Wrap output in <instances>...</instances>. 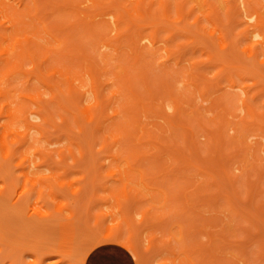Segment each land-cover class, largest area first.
Returning <instances> with one entry per match:
<instances>
[{"label":"bare ground","instance_id":"bare-ground-1","mask_svg":"<svg viewBox=\"0 0 264 264\" xmlns=\"http://www.w3.org/2000/svg\"><path fill=\"white\" fill-rule=\"evenodd\" d=\"M13 1L15 2V6H13L12 8H9V4L7 3L6 0H0V183L4 184L3 187H0V203L1 204H2L1 201L5 200L4 198L6 197V194H9L8 189L10 188V186L8 184H10L11 180H8L7 178L9 177L10 179H12V177L16 173L14 171L9 172L8 171V164H7L8 159L10 157H14L15 160H20L19 167L21 168L20 169L21 172L16 173V175L14 176L15 178L18 177V179H19V184L17 186L20 185L19 186L20 189L18 188L19 190L17 191V194L15 197H13V198L11 197L12 200L10 198V201L8 202L9 205H7V206L8 207L11 206L12 207L11 209H16L20 205L21 198H23L25 201H27V208L29 209L27 211L28 213L26 212V215H25V217L27 219H29V220L35 219L36 221H39V220L42 221V220H49V219L53 218L51 215L52 213L47 211V209H48L47 205H46V207H47L46 211L39 209V208L44 209V207H40V204H42L41 202H43V201L45 202L47 200L48 203L49 202L51 203L52 199H50L46 190L42 186H39L38 183L39 184H47L49 186H52L53 188H56V187L60 188V186L52 178V176H43V175L39 174V172L34 171V168H37L38 165L36 164L35 160L29 156H32V154H40V155L50 157L53 159V154L56 153V151L48 150V149L45 150V149H42L40 147H34V145L32 144L30 135H31V132L34 130H37L38 132H40L42 134L48 133L49 127H54L60 132H65V131L71 132L72 131L75 133V131L72 127V124H78V126L80 124L79 132L75 133V136H76L78 142L74 141V143L77 144V146H78V150H79V154H80L79 155L80 160L84 159V157L87 156V155H85V152L88 149L87 152L89 151L88 155L90 154V156H87L84 160H81V161L85 162V160L90 157L89 162L91 161L92 167H90V169L92 168V172H93V170L98 171L99 169L101 172V170L104 168V174L102 171L103 176H101V177H104L105 175L106 176L112 175L114 173V171L112 169L109 170L108 167L106 169L104 167L105 164L101 163V161L99 159V155L103 152H110V155L109 154L106 155L107 158L111 157V158H113V160L118 161L116 164L117 170L115 171L114 176H116L115 178H116V181L119 182V186H115L113 189H111L109 187H105V190L109 191L111 194H122V193H124V194H126V198H127V194L128 195L132 194V196H133V194H138L137 195V198H138L139 194H148V192H144L142 190L143 188H147L149 190V192H153V194H156L157 196L159 195L158 196L159 200L156 201V203L160 204V202L162 201L163 206H161V207H162V209L164 207L166 209V206H168V205H166L167 197L169 198L170 192L166 191L165 190L166 188L165 189H163V188H164V183L166 184V180L168 181V183L171 184V181L169 179L170 175H172V174L174 175L172 181H174V180L177 181V180H179V178H180V180L182 179L183 180L182 186L183 185L185 186V183H186L187 189H188L187 185H189V188H191L192 186L193 187L195 186L197 188V186H196L197 184L195 185V181H193L192 176L190 175L191 178H189L188 174H187V172L190 171L189 169H191V168H192L191 172L194 170L193 171L194 175L196 173V175H202L204 177L207 176L206 177L207 178L206 184L208 185V183L210 182L209 183V184H211L210 189H212L213 186L216 189V186H217L216 184L218 183V180L216 179V177H214V175L210 171H208V169L206 170V169L202 168L203 164L200 165L201 164L200 162H202V161H200L199 157L201 158L202 154L200 152L201 149L199 150L200 146H198V139H197L198 136L197 135H198L199 129L197 127L201 128L202 131L205 130V132H207L204 135L207 137V139L209 141L208 142V149H207L208 150L207 154H208L209 158H206V156H205V160H204V162L205 161L207 162V163H205L207 165V168L212 164L211 167L213 169L211 171L215 172L214 170L216 169V171H217V169H218L219 172H217L216 175L222 174V175H220V178H221V176L226 177V179H228V182H230V181L233 182V183L230 182L232 186H234L236 184L235 180H237L238 177L236 175H235V177H234V175H231L233 173L231 172L230 168L228 167L229 162H231L235 159L236 154H233V153H236V152L231 151L232 148L234 147V146H232L233 142H232V140H230V138L229 139H228V137L225 138V134H224L225 128H227L226 126H229L227 118H225V117L230 110L228 107L227 108L229 110L227 108H225L224 106H225V104L228 105L229 103L227 104L224 101L223 102L220 101L221 103H215L214 102V109L218 108V111L216 112V114L213 118H209L207 120L202 115V113L200 112L201 110L199 108H197V107L195 108L193 105H191V103H189L190 102L189 99L193 97L192 94L189 93V96L187 98L189 101L188 100L186 101V98H184V95H182V93L184 94V92L183 91L179 92L178 89L175 88L176 87L175 81L178 78L177 74L179 72L176 73V75H175L176 78H175V76L169 77L171 79V81H173L175 79L173 82L170 81L171 83H168L169 81H167L168 80L167 78L165 81H163V79L161 77V79H162V81H161V79H158L159 77H157V78L155 77V79H152V76L150 75V72L152 70L151 57H153V59L155 61V58H156L155 55L157 52L156 46L159 42L158 36H159L160 32H169V36L167 39H171V41H172L174 39L176 40V37H179V35L181 37L185 36L188 38L192 32L199 34V32L203 31L202 37H204V36L208 37V38L214 37L213 40L215 41V43L218 46L217 51L219 53V56H216V57L210 56L209 59L212 60V62L214 60H217L218 62L220 60H223V61L225 60L227 62L226 65H224L225 62L223 63L222 61H220L224 65V67H221L220 70L216 73L218 80L214 84L211 83L210 86L222 84L220 81V78H219L220 76H221V78L223 77L226 80L228 79L227 81H230L233 85H235L234 81H236V80H234L233 73L235 75L237 73V71L240 70L239 68H242V67L239 65H234V64L231 65L230 63H232L231 62L232 60L230 61L228 59L229 56L227 59H225L226 58L225 56H227L225 52H227L229 50L231 45H229L227 41L223 40L224 46L221 47V45H220L221 43L218 41V37H216L217 36L216 33L211 32L209 30V28L203 24L202 17L199 14L195 15V24H193L189 20V17L191 16V14H194L195 11L197 10L196 3L191 5L189 7V9H186V3H179V4L177 3L176 13L179 15V19L177 20L176 18L173 17V3L169 0H160V2H157V0H13ZM229 1L231 2V5L229 4L228 9L225 13V15H226L225 19L226 20L223 19L224 22L222 21V18H221L222 12H220L221 8L219 7V5H217V3L215 5L214 2L211 4L212 9L214 10V12H213L214 17L216 16L217 21L220 22L219 26H224V27L227 26L228 27V25H229L228 21H230L231 23L232 22L234 23L233 28H232L233 31L231 33L238 32L235 34L236 35H242V38L244 37L245 40L247 41V42L246 41L242 42V44L240 42L241 45L237 51L240 50V52H242L243 54H246V58H247L249 56L248 55L249 52L251 51L250 48H256L257 49L258 47L261 46V42H260L259 38H261V41H262V39L264 41V38H263L264 33L262 31V27L264 26V14L259 12V10L256 7H254V4H255L254 0H234V3L232 0H229ZM97 18H99V20H97ZM145 23L149 24V27L152 28V32H149V33L146 32L147 26H145ZM187 25H189V26L196 25V28L194 30H191ZM224 27H223V30H224ZM229 27H230V25H229ZM112 32H115L114 37L113 36L111 37ZM198 38H199V36H198ZM253 38H255V39L257 38L259 40V42L257 41L255 43H253V41H252ZM203 39H201V41H204ZM190 41H191V39H190ZM143 42L145 43V46L142 44ZM146 42H148V44H146ZM195 42L196 41H194V39H193V41L188 42V45L191 46ZM197 42H198V40H197ZM99 43H100V46H102V47L103 46L108 47V46H111L113 44H116L117 50H120L119 51L120 58L126 57L125 59L127 60V62H124L123 58L121 59L122 61H120L119 60L120 58H119L118 64L116 63V65H114V66L110 65L109 57L105 54L98 53V50L95 49L96 45H98ZM251 43H252V45L250 47ZM91 44H92V46L94 45V47H91ZM149 45H151L150 49H149ZM183 45L185 47L186 43ZM263 45L264 44H262V46ZM181 46H182V44H181ZM237 46H238V44H237ZM184 47H183V49H184ZM126 48L130 49V53L125 50ZM192 48H193V45H192ZM194 48H195V45H194ZM186 49H185V51L184 50H182V51L177 50L176 52H178V53H176L173 50L168 49V52L172 53V54H177V55H175V59L177 58L178 61H180L183 59L182 57H184L185 55L187 56L186 53H188V52H186ZM189 50L191 52V50L193 51L194 49H191V47H190ZM198 50L199 49H197V51ZM230 50L233 51V48H231ZM253 50L254 49H252V51ZM194 52L196 53V50ZM223 52H224V54H223L224 58L222 56H220L221 53H223ZM154 53H155V55H154ZM192 54H193V52H192ZM238 54H239V52H238ZM250 54H252V52ZM254 55H257V54L254 53ZM254 55H253V58H254ZM230 56H231V53H230ZM235 56H236V54H235ZM256 58H257V56H256ZM206 61L207 60H205V62H204V60H203V62L202 61H195L193 63V68L196 67L197 64L206 63ZM209 62H211V61L208 60V64H209ZM256 62L257 61H255V63ZM234 63H235V61H234ZM261 63H263V62H261ZM199 68H201V67H199ZM196 69H195V71H197ZM224 69H226V70H224ZM236 69H237V71H236ZM203 70H204V68H203ZM153 71H155V70H152V72ZM252 72H254V71H252ZM148 74H149V76H148ZM153 74L155 75L156 72H154ZM169 74L171 75L173 73L168 72V70H167L165 75L163 73L162 74L157 73V75H161V76L167 75L166 77H168ZM197 74H195L194 72L188 73L189 80L187 79V83L189 82L188 83L189 85H192L193 88L195 87L194 92L196 90H198L203 95L209 89L208 83L206 81H202V78H200L199 75L197 77ZM202 75H205V74H201V76ZM238 76H240L239 73H238ZM260 76L263 77V74H260ZM84 77H87L89 79V81H90L89 86L85 82ZM148 77H150L151 79H149ZM18 78H22V81L24 84L23 88L20 91L18 90V88L13 83V80L18 79ZM172 78H173V80H172ZM157 79L159 82L157 81ZM211 79H212V77H211ZM225 79H224V81H226ZM32 80H36V82L41 86L40 88H42L43 91H41L40 88L38 89L37 85L34 84L32 82ZM150 81L151 82L153 81L152 85H150L151 84ZM156 82H158V83L156 84ZM4 83H6L7 87L2 86V84H4ZM154 85H155V87H158V88L156 89L154 87ZM151 86L153 87V89L155 88V91L151 88ZM236 86H237V84H236ZM137 89L139 90V92H140V90H142L141 92H143V93H141V94L145 95L144 98H146L147 100L146 99L143 100V98H141V96L139 97L140 94L138 95L139 92H137ZM16 92H19L18 95L20 98V102L15 104L14 106H12V104L15 102L13 98H14ZM89 93L92 94V96H93L91 99H89L87 96ZM45 95H49V97L45 98ZM160 95H163V96H160ZM190 95H191V97H190ZM224 96L225 95H222V97H224ZM161 97H162V99H160ZM164 97L166 98V100L168 99L170 101V105H168V106H170V108H172V110L174 111V113L172 114V117L174 116V118H172L170 115H168L167 112H165L166 110H164V108H163L164 107L163 106L164 101H165ZM229 97L230 98L232 97L233 99H235L233 96H228V99H229ZM233 99H232V101H231V99H229L231 101V103H233ZM159 100L162 102L160 103ZM185 101L187 104H189V106L191 105L190 109L188 108V110H187V108L183 107V105H182L183 102H185ZM244 103L247 106L248 111L250 112V115L252 116L253 119L257 118L259 120L264 121V109L259 111L258 108L254 107L253 105L248 103L246 100H244ZM217 104H218V106H217ZM263 104H264V102H263ZM221 106H223V107H221ZM162 111H163L164 115L162 114ZM160 112H161V115L166 118L165 124H168V127H169L168 130L170 131V133H168V131H167V133L169 134L168 137L164 136V133L166 134V130H167L166 127H164V126L159 127L157 130H159L160 133H158V131H155V133H154V130H151V128H148L146 122L144 124L141 121L142 120L141 119L142 113L144 116L147 115V117L150 116L148 114H152V115L154 114L155 116L157 115V117L158 116L160 117V114H159ZM164 112L166 113V115ZM56 116H59L62 118L63 122L61 125H59L57 123ZM32 119L39 121V122H33ZM163 120H164V118H163ZM18 122H20L21 126L17 127ZM20 128H24L23 131H21V132L18 131V130H20ZM231 128H232V130L234 129L233 127H231ZM114 132L117 134H114ZM11 135L16 138L15 143H13L10 140ZM118 135L120 137H118ZM111 138H113V139H111ZM234 139H235V137H234ZM180 140L183 143V149L185 152L184 151L182 152L179 150V148L181 146ZM117 144H120V148L114 153L112 148L115 147V145H117ZM239 144H240V142H239ZM84 145L86 147V150H84V148L82 147ZM98 146H100L101 148L97 149ZM152 148L153 149L155 148L158 151L157 150L153 151ZM68 150H69L70 155L76 159L75 149L73 147H69ZM148 150L149 151L152 150L153 152L157 151V155L155 153L153 155V152L152 151L148 152ZM165 150H166L165 154L167 153L168 155H170V157L173 160L172 162H170V165H169V162L166 161L167 160L166 155L164 157L160 156V155L164 154L163 151H165ZM199 152H200L201 156L198 154ZM151 153H152V155H151ZM59 154L66 157L65 151H60ZM155 155H156V157H155V159H153ZM243 155H244V153H243ZM104 158H106V157H104ZM164 158H165V160H164ZM193 159H194V161H193ZM196 159H199L198 160L199 162H197ZM201 160H203V159H201ZM98 161H100V162H98ZM156 161L160 162V165H161L160 166L161 167L160 173H162V174H160L159 170H158L159 174L155 175L156 171H153V169H152V167H153L152 165L153 164L155 165L154 162H156ZM53 162H56V161L53 159ZM145 162H147V166H149V167L146 166ZM123 163L124 164L126 163L127 168H128L127 170H124V171L121 170L120 166L122 167ZM171 163H172V165H171ZM157 164H159V163H157ZM13 166L17 167V165L15 163H13ZM86 166H87V164H86ZM156 166H154V167H156ZM88 167H86L87 170H88ZM177 167H178V169H177ZM211 167H209V169H211ZM145 168H147L148 172L145 170ZM174 168H176V170H178V172L175 171ZM105 169L107 171H105ZM173 170L176 173H178V176L173 173L174 172ZM149 171L151 173V176L153 175V177H151L149 175ZM182 171H184L183 174H185V173L187 174V176H185L186 174L184 175L185 179L183 178V174H181L182 177H181V175H179V172L182 173ZM163 172H165V173H163ZM168 172H169V174H168ZM116 173H118V174H116ZM170 173H172V174H170ZM132 175H134V176L138 175L139 176L138 181L140 183L137 184L136 186H135L134 182H132L130 180L131 178L133 179V177L130 178V176H132ZM95 176H96V174H95ZM172 176H170V177H172ZM175 176H176V178H175ZM4 177H6V178L4 179ZM90 177H91V174H90ZM98 177H100V173H99ZM98 177H95V178L93 177L92 181L90 182V183H92L91 186L93 187V195H95V196H97L96 194H99L96 191V186H97L96 183L98 182V180H97ZM147 177H148V180H147ZM160 177L162 179H163V177L164 178L166 177L168 179H163V181H162V179H160ZM187 177H188V179H187ZM208 177H209V179H208ZM233 177H234V179H233ZM247 178H248V176H247ZM156 179L158 182H155ZM159 179H160V181H159ZM210 179H212V181H210ZM259 179H260V177H259ZM145 180L148 181V183L150 180L151 185H152V182H155V184H153V185H156V186L151 187V185H150V187H149V184H147V182H145ZM164 180H165V182H164ZM216 180H217V182H216ZM222 180H223V178H222ZM175 181L173 182V184L176 183ZM159 182L163 188L158 185ZM178 182L180 183V181H178ZM88 183H89V180H88ZM179 183H178V185H179ZM140 184H142L143 188H140V186H138ZM202 184H205V183L203 182ZM246 184L250 185V183H245V185ZM258 184H260V183H258ZM218 185H219V183H218ZM248 185H246V187ZM252 185L254 186V184L251 183V186ZM65 186L68 187L67 185H65ZM168 186L169 185L167 184L166 187H168ZM182 186L180 183V188H178V189L183 190L182 193L181 194L178 193V196H177V194L175 192L176 197H174L171 194L172 197H174V200L172 198L171 199L169 198L168 204L171 202L169 204V206L170 207L173 206V208H174V206L176 208L180 207L179 210H182L181 209L182 205L185 208L188 206V209L187 208L186 209L190 210V212L192 210V208H189L190 204H193L192 206H194V207H196V205H198L197 201H196V198H198V197H194V195L205 194V193L200 194V192H199V191H202L203 188L206 191V195L208 196L209 200L211 198L215 197L216 193L217 194L219 193L220 188L222 189V187H220V185H219L217 188L218 190L216 189V190H213L214 192H211V191L208 192V190L205 189V186L200 185L199 189L194 188L192 191L190 190L191 192L189 191L190 194H188L186 192L187 189H185V187H182ZM208 186H206V188ZM253 186H252V188L249 187L248 193H247V191H248V188H247V191H246L247 197L246 196L245 197L248 199L250 206H254L255 208H258L260 206V203H261L260 200L258 201L259 205H258V202H257V205L251 204V202L255 203V198H256L255 196L252 195L254 193V191H256L253 189ZM174 187H175V185L171 189V191H173V194H174ZM23 188H25V189L23 190ZM170 188H171V186H170ZM233 188H235V187H233ZM176 189H177V187H176ZM221 189H220V193H222V195L219 194L220 195L219 200H221V197L223 195L227 196V195H225V191L223 193V191ZM252 189H253V192H251ZM68 190L70 191V189H68ZM194 190H195V192H194ZM80 191H81V189H80ZM80 191H78V193ZM234 191H235V189H234ZM240 192H241V190H240ZM210 193H212V195L214 193L213 196L210 195L211 198L208 195ZM72 194H74V192H72ZM206 195H205V198H206ZM257 195H258V193H257ZM95 196H92V197L94 198ZM157 196L153 195L154 198ZM74 197H76V195H74ZM101 197H103V196H101ZM153 197L151 199L150 197L147 196L148 200H146V201H150L151 207H154L155 211H154V209H151L150 207H148V209L146 208L147 210L143 215H146L145 220H147L149 222L148 223L146 221L147 224L151 223L150 226L153 225V227H154V225H156L157 223L160 225V223H163V222L167 223V221H164L166 219L165 214L162 212H159V210L160 211L162 210V209H159L161 207H157L153 204V201H154ZM187 197H189V200H186ZM193 197L195 199L194 202L196 203V205H194V202H192ZM203 197H204V195H203ZM252 197H253L254 201H253ZM44 198H45V200H44ZM70 198L72 199L73 197L70 196ZM135 198H136V196H135ZM160 198H161V200H160ZM178 198L183 199L182 204L181 203L180 204L178 203L179 205L175 204L177 202ZM217 198H218V196H217ZM227 198L229 199L230 197L228 196ZM246 198H245V200L247 201ZM138 199L140 200L141 198L139 197ZM223 199L224 200H222V201H224V202L227 201V203H229V204L233 203V201H234L232 198H230L229 200L226 198H223ZM73 200H74V198H73ZM88 200H89V198H88ZM119 200H120V197L118 199V205L116 204L117 208H120L119 207V205H120ZM130 200H131V198L129 199V201ZM172 200H173V203L175 202L174 205L172 204ZM230 200H231V202H230ZM39 201H41V202H39ZM135 201H136V199H135ZM140 201H136V202H140ZM189 201H191L192 203ZM210 201H207V198H206V203L210 204ZM212 201H215V199H212ZM238 201L240 202L239 196H238ZM246 201H245V203H246ZM38 202L40 203V204H38L39 206L38 205H37V207L34 206ZM105 202H106V199H105ZM184 202L186 204L188 202L189 203L186 205V204H184ZM224 202H223V204H224ZM242 202L244 203V201H242ZM122 203H123V201H122ZM204 203L202 205H204ZM227 203H226L227 206L225 205V207L227 208L229 206V209L231 210V207L232 206L234 207L235 203H233L231 205H228ZM5 204H7V203H5ZM55 204L57 205L58 203H55ZM55 204L53 203V205H55ZM125 204H126V200H125ZM131 204H132V206H134L133 203H131ZM134 204H135V207H137V204L135 202H134ZM141 204L143 207L142 202H141ZM141 204H140V208H141ZM211 204H213V202H211ZM128 205L130 206V204L127 203V207H128ZM177 205H178V207H177ZM202 205H200V206H202ZM108 206H110V205H108ZM58 207H59V209L56 208L57 209L56 211H58V210H59L58 212H60V210L63 211L64 208H61V205L60 206L58 205ZM112 207H113V209L116 208L115 205L114 206L111 205L110 208L112 209ZM122 207H121L123 210L122 213H124L125 216H127L128 215V212H127L128 210L126 209L127 207H125V208H124V206H122ZM146 207H147V205H146ZM263 207H264V204H263ZM263 207H262V209H263ZM93 208H96V206ZM110 208H108V209L110 210ZM156 208L159 210L156 211L157 210ZM88 209H89V207H88ZM108 209L106 208V210H107L106 212H108ZM129 209H131V208H129ZM144 209H145V206H144ZM165 209H163V210H165ZM186 209L184 210V212L180 211L179 214L175 213V215L174 214L170 215L169 212L166 213L167 214L166 217H168V215H170V217H172V216L175 217L177 215L180 216L181 220L180 219L178 220L177 225L174 224V226L178 227V229H176V227L172 226V228L174 230H176L177 233H176V231H174L172 233L171 231H173V229L169 230V233L172 235L175 234V236L177 234V237H179L178 242H180L179 247L181 246L180 244L183 245V242L185 243V241H187L186 245H188V246L182 247L183 250H180L181 248L180 249L177 248V251L180 250V252L181 251L182 252L181 253L179 252L180 253V255H178L179 257L175 256L172 260H174V261L177 260L178 262H180V264H195L194 263L195 259L192 258L194 256H190L191 246H192V252L194 250H197L199 252V254L197 253L198 257L200 255L199 258H201V254H204V252L202 253V251H203V248L205 247V249L207 250V252L209 254V256H207L206 260L208 262H210L209 264H211V262L213 263L214 255H215V254H212L211 251H213V253L217 252V250H216L217 245L222 249V246H223L222 244L227 239L226 237H224V241H222V238H220V237L221 236L223 237V235L225 236L226 233H227V236L230 235V237H233L234 232H232V236H231V234L226 232V230L224 229V227H225V224H224L222 229H224V231L226 233L223 234V231L219 232L218 233L219 237H218V234L217 235L214 234L215 237H217L218 239L215 240L216 238H214V237H213L214 238L213 240H212V238H210L211 241L209 239L210 243L212 241H215V242H212V246L209 243L208 246L204 245V247H203V245H201V241H199V243L197 244L199 246H197L196 245L197 241H196L195 242V249H194V240H192V242H190L191 239H189V237L187 238L188 235L192 236V233L189 234L188 231L185 230V226L183 224L184 222L182 224H180L182 221V217H183L182 215H186V213H187ZM252 209H253V207H252ZM54 210H55V208H54ZM89 210L90 211H88V214L91 217L94 212L93 213L91 212L93 210V209L91 210V208ZM115 210H118V209H115ZM167 210L169 211L168 208H167ZM193 210H196V209H193ZM235 210H236V213L238 212V214H241L239 212L243 211L245 216L246 215L248 216V214H249V217L252 216L254 218V214L251 213V215H250V212L246 211V208L244 210L239 209V211H238V209L235 207H234V210L232 209L230 212L232 217L235 216L234 215ZM256 210L258 212L260 211L258 213V215L261 213L263 215V211L260 210V208H258ZM103 211L101 209L100 212L98 211L97 213H95L97 216L96 215L93 216L94 220H95V217H96V219H98V220H96L97 222L95 224L96 226H98V228H99V220L104 219V223H103L102 227L100 226L101 231H99L98 233H96L94 235V237L90 240L91 241L90 244L87 246V248L82 253V256L80 257V264H83L84 259L90 250H92L94 247H96L98 245H101V244H104L107 242H115V243L121 245L122 247L127 249L133 255L135 260L139 263L140 262V256L136 250V243L134 241V238H135L134 236H135L136 231L139 229V226L137 225L135 227L136 224L133 223L134 224L133 225L132 222L129 223V221H131L130 216L132 215V213H131V215H129L128 218L125 217V219H123V221L121 220L122 222L126 223V228L123 227L124 223L122 224L121 221H120L121 225L118 222L119 225L117 226V223H116L117 228H111L112 226L109 227L106 224V222L108 220V217H109V219L111 218L110 215L112 216V214H111L112 212L109 211L108 213H106ZM137 211H138V209H137ZM89 212H91V213H89ZM175 212H178V210L176 209ZM243 212H242L241 216L237 214L238 218L236 216V219H235V217H234V219L237 220V219H239V217H241L242 220L244 221L243 223H245L246 219H247L248 222H250L251 224L253 223V227L255 226L254 228H257L256 230L258 231L257 232L249 224L250 230H248V228H247V230L246 229L242 230V235L244 234V238H245V235H247V238L245 240H248V236H251V232L253 231V229L256 232L255 233L256 236H257V233L260 235V232H259L260 229L258 227V224H254V222H257V220L255 221L257 214L255 213L254 221H252V219H248L247 216H246L247 218L245 217V219H243L244 218ZM2 214H3V211L0 212V219H1L0 222H2V218H1ZM195 214H196V212H195ZM195 214H194V216H195ZM199 214L201 215V213H199ZM53 215H55V214H53ZM56 215H57V212H56ZM138 215H140V214H138ZM132 216H131V218H132ZM178 216H177V218H178ZM6 217H8V216H6ZM18 217H20V214ZM112 217L114 218V215ZM190 217H191V215H190ZM201 217H202V215H201ZM201 217H200V219H201ZM258 217L261 220V218H260L261 216H258ZM258 217H257V219H258ZM263 218L264 217H262V219ZM116 219L118 220V218H116ZM212 219L208 218V219H205V221L203 220V222L204 223L206 222V224H204V223L201 224V227L198 229L199 233H198V231H196L192 228H190L189 232H191V230H194L193 231L194 234L196 233V234H198V236H199V234H204L205 232L203 233V230L201 231L202 225L210 224V227H211L212 226L211 225ZM216 219H215V222H213L212 227L216 226V222L218 221V220L216 221ZM26 220H25V222H26ZM153 220L156 221L155 224L152 223V222H154ZM209 220L211 223H209ZM90 221H92V220H90ZM114 221H116V220H113V222ZM172 221H173V219H172ZM207 221H208V223H207ZM111 222H112V220H111ZM142 222H143V220H142ZM137 223H138V221H137ZM240 223H239V225H241ZM167 224H170V222ZM220 224H221V222H220ZM159 225H158V227H159ZM190 225H191V223H190ZM71 226H72V224H71ZM145 226H147V225L145 224ZM183 226H184V228H183ZM217 227H218V223H217ZM228 227H226V228H228ZM20 228H19V230H21ZM24 228H25V226H24ZM194 228H195V226H194ZM196 228H198V227H196ZM0 229H1V227H0ZM3 229H4V227H3ZM230 229H231V227H230ZM17 230H18V228H17ZM231 230H233V227ZM10 231H12V230L10 229ZM25 231L27 232V228ZM138 231L136 233V236L140 235L139 234L140 231H139V233H138ZM157 231L160 232L159 229ZM228 231L230 232L229 229H228ZM244 231H245V233H244ZM2 232H3V230H2ZM166 232H167V229H166ZM74 233H75V231H74ZM74 233H73V229L71 228L70 234L68 236H65L62 238V240L59 244L58 250H57L58 254H60L62 257H68V256L70 257V255H72L73 245H74V243H73ZM142 233H144V230H142ZM249 233H250V235H249ZM161 234H163L162 231H161ZM178 234H179V236H178ZM206 234L207 233H205V235ZM220 234H221V236H220ZM154 236H151L149 241L151 240V242H153L154 240H156L157 236L156 237H154ZM175 236L172 237L173 242L175 240H177V239L174 240ZM3 237L4 236H2V234L0 233L1 243H2ZM184 237H185V240H184ZM141 238L142 237L139 236V240ZM159 238H160V241H164V240H162L163 235L160 236ZM219 238L221 239L220 241L222 242V244L220 243ZM137 239H138V237H137ZM188 240L190 243H188ZM157 241H158V239H157ZM173 242L168 241V239H167V242L165 240V242L162 244L167 245V243H168V245H169L170 243H173ZM217 242H219V244H216ZM231 243H233V242H231ZM162 244L159 242L158 246L161 247V246H163ZM175 244H177V241L175 242ZM213 244H214V246H213ZM261 244H262V242H261ZM2 245H3V243H2ZM210 246L213 247V250H211ZM227 246H228V244H227ZM235 246L230 245V246H228V248H233V247L237 248L238 245H235ZM9 247H10V249H12V251L6 249L7 252L18 253L19 255H20V252H22L21 248L17 250L18 247L17 248H15V246L14 247L9 246ZM153 247L154 246H152V248ZM241 247H242V245H241ZM263 247L264 246H262V248ZM2 248H3V246H2ZM2 248H0V255L2 252H4ZM6 248H7V246H6ZM223 248H224L223 250H226L225 246ZM238 248H239V246H238ZM172 249H173V251L176 250V248H172ZM23 250H24V248H23ZM187 250H188V252H186ZM214 250H215V252H214ZM173 251H170L169 255H171L173 253ZM207 252L204 255H207ZM182 254L184 257H182V259H179L180 256H182ZM192 254L193 253H191V255ZM195 254H196V251H195ZM173 255H175V253H173ZM211 255H212V257H211ZM6 256L7 255H4V257H2V258H6ZM48 256H50V255H48ZM47 257L42 258L40 260H37L34 263H32L30 261H28V262L26 261L27 262L26 264H45V261L48 260ZM176 257H177V259H175ZM189 257H191L192 259ZM208 257H209V260H208ZM215 257L217 258L216 255H215ZM199 258H197V260ZM15 259H16V256H15L14 260ZM167 259H169V258L166 257L165 260L163 259V262L161 264H170V263L171 264H178V262L176 263L174 261L172 263L171 259L167 262ZM210 259H212V260H210ZM219 259H220V257H219ZM201 260H202V264H203L204 261L202 258H201ZM198 263L200 264V262H198ZM23 264H25L24 261H23ZM204 264H206V263H204Z\"/></svg>","mask_w":264,"mask_h":264},{"label":"rangeland","instance_id":"rangeland-1","mask_svg":"<svg viewBox=\"0 0 264 264\" xmlns=\"http://www.w3.org/2000/svg\"><path fill=\"white\" fill-rule=\"evenodd\" d=\"M6 1L9 4V8H12L13 6H15V2L13 0H6ZM169 1H171L173 3V17L176 18L177 20L179 19V15L176 13L177 3L178 4L179 3H186V9H189V7L191 5L196 3L197 10L195 11L194 14H191V16L189 17V20L193 24H195V15L199 14L202 17L203 24L206 25L211 32L216 33V35H217L216 37H218V41L221 43L220 44L221 47L224 46V41H227L228 44L231 45L229 50L227 52H225L227 55V56H225L226 57L225 59H227L229 56L228 59L230 61L232 60L231 61L232 63H230L231 65L234 64V65H239L242 67V68H239L240 70H238V71L236 69V71H237V73H236L237 75L235 74L236 76L233 73L234 80H236V81H234L235 85H233L230 81H227L228 79L226 80L225 78H223V77L221 78V76H220L219 78H220V81L222 84L210 86L211 83L214 84L218 80L216 73L220 70L221 67H224V65H226V63H227L225 60L224 61L220 60L223 63L225 62L223 65L220 61L218 62L217 60H214L212 62V60L209 59L210 56L211 57L219 56V53L217 51L218 46L215 43V41L213 40L214 37L213 38L212 37L208 38L205 36L202 37L203 31H201V32H199V34L192 32L188 38L185 36L181 37L179 35V37H176V40L174 39L175 41L174 40L171 41V39H167L169 36V32H160V34L158 36L159 42L156 46V49H157L156 55L154 53V55L156 57V58L154 57L155 61H154L153 57H151L152 70H155V71L152 72V70H151V72H150L152 79H155V77L156 78L159 77L158 79H161V77H162L163 81H165L167 78L168 79L167 81H169L168 83H171L175 80V79L173 80V78H172L173 81H171V79L169 77L175 76L176 73L179 72L177 74L178 78L175 81V86H176L175 88L178 89L179 92L180 91L184 92V94L182 93V95H184V98H186V101L188 100L187 98L189 96V93L192 94L193 97L189 99L190 100L189 103H191V105H193L195 108L196 107L199 108L201 110V111L200 110L199 111L202 113V115L207 120L209 118H213L215 116L216 112L218 111V108L214 109V102L215 103H221L220 101H222V102L224 101L227 104L229 103L228 105L225 104V106H224L225 108L228 107L230 109L229 110L227 108L229 110V112L227 113L225 118H227L229 126H226L227 128H225L224 134H225V138L228 137V139L230 138V140H232V142H233L232 146H234V147L232 148L231 151L236 152V153H233V154H236L235 159L233 161L229 162V164H228V167L230 168L231 172L233 173L231 175H234V177L236 175L238 177V179L235 180L236 184L234 186H232L230 183L232 181L228 182V179H226V177H224V176H221V178H220V175H222V174L216 175L217 172H219L218 169H217V171H216V169L214 170L216 173L211 171L213 169L211 167L212 164L209 166V167H211V169H209V167L207 168V165L205 164L207 162L206 161L204 162V160H205V156H206V158H209L208 154H207L209 141H208L207 137L204 136L205 133H207V132H205V130L202 131V129L199 127H197L199 129L197 139H198V146H200L199 150L201 149L200 152L202 154V156H201L200 152L198 153L201 156V158L199 157V159H200V161H202V162H200L201 164L200 163L199 164L200 165L203 164L202 168H204L206 170L208 169V171H210L214 175V177H216L220 187H222V189L221 188L220 189L223 191V193L225 191V195H227V196L223 195L221 197V200H219L220 195H222V193H220V189H219V193L218 194L216 193L215 197H213V198H211V196H210V195H212V193L208 194L211 198L210 199L211 201H210L208 196L206 195V191L203 188L204 191L202 190L199 192H200V194L205 193V194H203L204 197L202 194L201 195H199V194L194 195L193 194L194 197H198V198H196L198 205H196V203L194 202L195 199L193 197L192 202H194V205H196V207L192 206L193 204H190L189 208H192L191 212H190V210H187L188 206L186 207L187 208L186 209L183 205L181 206L182 210H179L180 207H178V205L180 203L181 204L183 203L182 198H180V199L178 198L177 202L176 203L174 202L175 204L179 203L177 205L178 208H176L175 206H174V208H173V206L170 207L169 204L171 202L168 204L169 198L170 199L172 198L174 200V197H176L175 192L178 196V193L181 194L183 191L182 189H178V188H180V183L182 186L183 180L182 179L180 180V178H179V180H177V181L174 180L177 184L176 183L173 184L174 181H172V180H173L174 175L172 173H170L173 175V176L170 175L172 177H170L168 175L169 179L171 181V184L168 183L167 180H166V184L164 183V188L162 187V185H160V182L158 184L160 187H162L163 189L166 188L165 190L170 192L169 198L167 197V202H166V205H168V206H166V209H165V207L163 208L165 210H163L161 207V206H163L162 201L160 202V204L156 203V201L159 200V197H158L159 195L157 196L156 194H153V192H149V190L147 188H143L142 184H140L138 186H140V188H143L142 190L144 192H148V194H139L141 201L138 199L139 197L137 198L138 194H133V196H132V194H130V195L127 194V198H126V194H124V193H122V194H111L109 191L105 190V187H109V188L113 189L115 186H119V182L116 181V178H115L116 176H114L115 171L117 170L116 164L118 161L113 160V158H111V157L107 158L106 155L107 154L110 155V152H103L99 155V159H100L101 163L105 164L104 167L106 169H107V167L109 170L112 169L114 171V173L112 175H108V176L105 175L104 177H101V176H103L102 171L104 174V168L101 170V172H100V169L98 171L93 170V172H92V168L90 169V167H92L91 161L89 162L90 157L87 158L85 160V162L81 161V160H84L87 156H90V154L88 155L89 151L87 152L88 149L86 150L85 145L82 146L84 148V150H86L85 155H87V156H85L84 159L80 160V156H79L80 154H79L78 146H77V144L74 143V141L78 142L77 138L75 136V133L79 132L80 124H79V126H78V124H72V127H73L75 133L72 131L71 132H69V131L60 132L54 127H49V132L44 133V134L38 132L37 130H34L31 132V135H30L31 141H32V144L34 145V147H40V148L45 149V150L48 149V150L56 151V153L53 154V159L56 162H53L52 158L46 157V156H43L40 154H32V156H29V157L34 159L36 164L38 165L37 168H34V171L39 172V174H41L43 176H52V178L59 184L60 188H58V187L53 188L52 186H49L47 184H39L37 182L39 186H42L46 190L50 199H52V202L54 204L55 203H58V204L53 205L52 202H51L52 204L50 202H49L50 203L49 204L47 202V200L45 202L42 200L43 202L39 201L42 204H40L38 202L37 204L34 205L37 207V205L40 204V207H44L45 210L41 209L39 207L38 208L40 210H43V211H46V209L48 207L47 211L52 213L51 215L53 218H51L49 220H42V221H40V220L36 221L35 219L29 220L25 217L26 212L29 209L27 208V201H25L23 198H21L20 205L16 209H11L12 208L11 206H9L10 207L9 208L7 205H9L8 202L10 201V198L15 197L17 194V191L20 189V187H19L20 185L17 186L19 184V179L17 176H16L17 178H15L14 176L16 175V173L21 172L20 171L21 168L19 167L20 160H15L14 157H10L8 159V162H7L8 171L9 172L14 171L16 173L14 176L12 175L13 176L12 179H10L9 177L7 178L8 180H11L10 184H8L10 186V188L8 189L9 194H6V197L4 198L5 200L1 201L2 204L0 203V210L3 211V214L1 215L2 222H0V227H1L0 233L2 234V236H4L2 239L3 245L1 243V238H0V248H2V246H3L2 249L4 251L0 255V264H23V261L25 264L28 261L34 263L37 260H40L42 258H46L48 255H50V256L47 257L48 260H46L47 262L45 261V264L46 263L47 264H56V263L57 264L58 263L59 264H80V257L82 256V253L87 248V246L90 244V242H91L90 240L94 237V235L96 233H98L99 231H101L100 226L102 227V225L104 223V219L99 220V228H98V226L95 225L97 222L96 220H98V219H96V217H95V220H94L93 216H95L96 215L95 213H97L98 211L100 212L101 209H102V211L104 210L103 212H106L107 211L106 208L107 209L110 208L111 205H113V206L115 205L116 208L113 209V207H112V209L111 208H110V210L108 209V212L110 211V212H112L111 213L112 216L114 215V218H113L109 214L111 218L109 219V217H108V220L106 222V224L109 227L112 226L111 228H117L120 221L121 220L123 221V219H125V217L128 218L129 215H131V213L133 216L131 215L132 218L130 216L131 221H129V223L132 222V224L133 223L136 224L135 227L137 225L139 226L138 230L140 231V233L138 230L137 231L140 235L136 236V233H137V231H136L135 236H134L135 237L134 241L136 243V250L140 256V262L138 263L135 260V258L133 257V255L127 249L122 247L121 245H119L115 242H107L104 244H115V245H105L104 247H102V246L100 247V249L98 251V255L101 258L102 262L105 264H161L163 262V259L165 260L166 257L169 258V259H167V262H168L170 259L172 260L175 256L180 255V253L182 252V251L180 252V250H183L182 247H185L188 245H186L187 241H185V243L183 242L184 246L182 244H180L181 246L179 247L180 242H178L179 237H177V234L175 236V234L172 235L169 233V230L173 229L172 226H174V224L177 225L178 220L179 219L181 220L180 216H178V215H177L178 218H177V216L170 217V215L171 214L175 215V213L179 214L180 211L184 212L185 209L187 210V213H186V215H182L184 218L182 217V221H181V223L180 222L179 223L182 224L184 222L183 224L185 226V230L188 231L189 234L192 233V236L188 235L187 238L189 237V239H191L190 242H192V240H194V249H195V242L196 241H197L196 245L199 243V241H201V245H203V247H204V245L208 246V244L210 243L209 242L210 238H212V240L214 238H216L215 240L218 239L217 237H215L214 234L217 235L219 232L223 231V234L228 232L232 236V232H234L233 237H230L229 234H228L229 236H227V233L225 234V236L223 235V237L221 236L222 233L220 234V236H221L220 238H222V241H224V237H226L227 242L225 241L222 244V242L220 241L221 239L219 238V241L223 246L221 249L217 245L218 246V247L216 246L217 252H215V250H214L215 253H213V251H211L212 254H215L217 256V258H216L214 255V260H213V263L211 262V264H264V247L262 248V246H264V234H263L264 233V220H263L264 218L262 219V217H264V207H263V204H264V183H263L264 182V121L259 120L257 118L253 119L252 116L250 115V112L248 111L247 106L244 103V100H246L248 103H250L254 107L258 108L259 111L264 109V104H263V102H264V79H263L264 78V45L262 46V44H264V41H263V39L261 41V38H259L260 42H261V46L258 47L257 49L256 48H250L251 51L249 52V54H248L249 56L247 58H246V54H243L242 52H240V50L237 51L238 48H240V45L242 44V42L246 41L245 38L244 37L242 38V35H236L235 34L238 32H233L234 34L231 33L233 31V29H232L233 24H234L233 22L231 23L230 21H228L230 27H229V25H228V27L225 26L226 28L224 26H219L220 22L217 21L216 16L214 17V13H213L214 10L212 9V5H211L213 2L215 3V5H216V3H217V5H219V7L221 8L220 12H222L221 18L223 21V19L226 20L225 19V17H226L225 13L228 9L229 4L231 5V2L229 0H169ZM232 1L234 3V0H232ZM157 2H160V0H157ZM254 2H255L254 7H256L259 10V12L264 14V0H254ZM97 20H99V18H97ZM145 26H147V28H146L147 33L152 32V28L149 27V24L145 23ZM187 26L191 30H194L196 28V25H194V26L187 25ZM223 27H224V30H223ZM262 31L264 33V26L262 27ZM112 36L113 37L115 36V32L111 33V37ZM198 36H199V38H198ZM190 39H191V41H193V39H194V41H196L194 44H192L193 48H192V45L191 46L188 45V42H191ZM201 39H203L204 41H201ZM197 40H198V42H197ZM252 41H253V43H255L257 41L259 42V40L257 38L256 39L253 38ZM144 42L142 44L145 46ZM240 42H241V44H240ZM185 43H186V45L184 47L183 44H185ZM146 44H148V42H146ZM181 44L184 47V49L181 46ZM237 44H238V46H237ZM194 45H195V48H194ZM251 45H252V43L250 44V47H251ZM91 47H94V45L92 46V44H91ZM190 47H191V49H194L193 51L191 50V52L189 50ZM150 48H151V45H149V49ZM231 48H233V51L230 50ZM95 49L98 50V53L107 55L109 57L110 65H112V66L116 65V63L118 64L119 60L122 61L121 60L122 58L124 59V62H127V60L125 59L126 57L120 58V56H119L120 50H117L116 44H113V45L108 46V47H104V46L102 47V46H100V43H99L98 45H96ZM168 49L173 50L175 52L177 50H181V51L184 50L185 51V49H186V52H188V53H186L187 56L185 55L184 57H182L183 59L181 58L182 60H180L181 61L180 62V61H178L177 58L175 59V55H177V54L169 53ZM197 49H199V50L197 51ZM252 49H254V50L252 51ZM125 50L130 53L129 48H126ZM195 50H196V53L194 52ZM192 52H193V54H192ZM238 52H239V54H238ZM251 52L253 55H254V53L257 54V55H254L255 59L253 58V55L250 54ZM176 53H178V52H176ZM230 53H231V56H230ZM223 54H224V52L221 53L220 56H222L224 58ZM235 54L237 57L235 56ZM256 56L258 59L256 58ZM203 60H204V62H205V60H207L206 63H200L201 65L197 64V66L193 68V63L195 61H202L203 62ZM208 60L211 61V62H209V64H208ZM234 61H235V63H234ZM255 61H257V62L255 63ZM261 62H263V63H261ZM198 66L201 68H199ZM203 68H204V70H203ZM195 69L197 71H195ZM167 70H168V72L173 73V74H171V75L169 74L168 77H166L167 75L164 76L166 74ZM224 70H226V69H224ZM252 71H254V72H252ZM154 72H156L155 75L153 74ZM192 72H194L195 74L198 73L197 77L199 75V77L202 78V81H206L208 83L209 89L207 90V92L205 94L202 95V93L198 90H196L194 92L195 87L193 88L192 85L188 84L189 82L187 83V79L189 80L188 73H192ZM157 73L158 74L163 73L164 75L163 76L157 75ZM238 73L241 77L238 76ZM201 74H205V75L201 76ZM260 74H263V77H261ZM148 76H149V74H148ZM211 77H212V79H211ZM148 78L151 79L150 77H148ZM175 78H176V76H175ZM84 79H85V82L89 86V83H90L89 79L87 77H84ZM158 79H157V81H158ZM162 79H161V81H162ZM224 79L226 81H224ZM32 82L37 85L38 89L41 87L36 82V80H32ZM158 82H156V84ZM13 83L18 88L19 91L24 86L22 78H18V79L13 80ZM152 84H153V81L151 82L150 85H152ZM236 84H237V86H236ZM2 86L7 87L6 83L2 84ZM154 87H155V85H154ZM151 88L153 89L152 86H151ZM155 88L157 89L158 87H155ZM155 88L153 89L154 91H155ZM40 90L43 91L42 88H40ZM141 91L142 90H140V92H139V90L137 89V92H139L138 95L140 94L139 97L141 96V98H143V100H145L146 99V98H144L145 95H142L141 93H143V92H141ZM18 94H19V92L15 93V96L13 98L15 102L12 104V106H14L15 104L20 102V98H19ZM222 95H225V96L222 97ZM87 96L89 99H91L93 97L92 94H90V93ZM160 96H163V95H160ZM228 96H233L235 98V99H233L232 97L231 98L229 97V99H231V101L233 99V103H231V101L228 99ZM48 97H49V95H45V98H48ZM190 97H191V95H190ZM160 99H162V97ZM186 101L183 102L182 105H183V107L187 108V110H188V108L190 109L191 105L189 106V104H187ZM159 102L161 103L162 101L159 100ZM168 105H170V101L168 99L166 100V98H165L164 105H163L164 107L163 106L162 107L164 108V110H166L165 112H167V114L172 117V114L174 113V111ZM217 106H218V104H217ZM221 107H223V106H221ZM163 111H162V114H163ZM159 114H160V117L159 116L157 117V115L155 116L154 114L153 115L148 114L150 116L147 117V115L144 116L142 113V118H141L142 120L141 121L144 124L146 122L148 128H151V130H154V133H155V131H158V133H160L159 130H157L159 127H162V126L166 127L167 130H166V134L164 133V136L168 137V135H169L168 133H170V131L168 130L169 129L168 124H165L166 118L161 115V112ZM165 115H166V113H165ZM161 116L164 118V120ZM172 118H174V116ZM56 121L59 125H61L63 122L62 118L59 116H56ZM33 122H39V121L33 120ZM17 124H18L17 127L21 126L20 122H18ZM231 127H233L234 129L232 130ZM23 129L24 128H20V130H18V131L21 132V131H23ZM167 131H168V133H167ZM114 134H117V133L114 132ZM118 137H120V136L118 135ZM234 137H235V139H234ZM111 139H113V138H111ZM10 140L13 143L16 142V138L12 135L10 136ZM239 142H240V144H239ZM180 145H179L180 146L179 150L183 152L184 149H183L182 141H181ZM69 147H73L75 149L76 159L70 155L69 150H68ZM100 148H101L100 146L97 147V149H100ZM119 148H120V144H117V145H115V147L112 148V150L115 153ZM155 150H157V149L154 148L153 151H155ZM60 151H65L66 157L59 154ZM151 151L152 150H150V151L148 150V152H151ZM157 151L153 152V155H154V153L157 155ZM165 152H166V150L163 151L164 154H162L160 156L164 157L166 155V159H167L166 161L169 162V165H170V162H172L173 160L170 157V155H168L167 153L165 154ZM243 153H244V155H243ZM151 155H152V153H151ZM156 155L154 156L153 159H155ZM104 157H106L107 159ZM199 159H196L197 162H199L198 161ZM201 159H203V160H201ZM164 160H165V158H164ZM100 161H98V162H100ZM193 161H194V159H193ZM13 163H15L17 165V167H14ZM145 163L147 166V162H145ZM154 163H155V165L154 164L152 165L153 166L152 169H153V171H156V173H155V175H156V174L160 173V169H161L160 166L161 165H160V162H157V161ZM157 163H159V164H157ZM86 164H87V166H86ZM171 165H172V163H171ZM154 166H156V167H154ZM86 167H88V170L86 169ZM147 167H149V166H147ZM120 168L122 171L128 169L126 163L125 164L123 163L122 167L120 166ZM106 169H105V171H107ZM174 169H175V171L178 172V170H176V168H174ZM177 169H178V167H177ZM191 169H189L190 171L187 172L188 177L191 178V176H192V179H193V181H195V185L197 184L196 186L198 189H199L200 185L205 186V189L208 190V192L209 191L214 192L213 190H216L218 188L219 185L217 183L216 189L213 186L214 184L212 185L213 186L212 189H210L211 188V184H209L210 182L208 183V185L210 187L206 184V182H207L206 177L207 176L204 177L202 175H196V173L194 175V172H193L194 170L191 172ZM145 170L148 172L147 168H145ZM158 170H159V173H158ZM175 171L173 173L178 176V173H176ZM183 172L184 171H182V173L179 172V175L183 174ZM99 173H100V177H98ZM163 173H165V172H163ZM90 174H91L92 178L90 177ZM95 174H96V176H95ZM116 174H118V173H116ZM160 174H162V173H160ZM168 174H169V172H168ZM185 174H183L184 179H185V177H184ZM187 174L185 176H187ZM134 175L130 176V178L133 177V179L131 178L130 180L132 182H134V184L136 186L137 184L140 183L138 181L139 176L138 175L134 176ZM149 175L151 176L150 171H149ZM247 176H248V178H247ZM93 177L94 178L98 177L97 178L98 182L96 183V185H97L96 191L99 194H96L97 196L93 195V187L91 186L92 183H90L92 181ZM151 177H153V175ZM181 177H182V175H181ZM188 177H187V179H188ZM234 177H233V179H234ZM259 177L261 180L259 179ZM5 178L6 177H4V179ZM175 178H176V176H175ZM222 178H223V180H222ZM160 179H162V178L160 177ZM160 179H159V181H160ZM163 179H168V178L163 177ZM163 179H162V181H163ZM208 179H209V177H208ZM88 180H89V183H88ZM147 180H148V177H147ZM217 180H216V182H217ZM178 181H180V183ZM210 181H212V179H210ZM145 182H147V184H149V187H150L151 181L149 180V183H148V181L145 180ZM155 182H158L157 179L155 180ZM155 182H152L151 187L156 186V185H153V184H155ZM164 182H165V180H164ZM203 182L205 184H202ZM178 183H179V185H178ZM245 183H250V185L246 184V185H248L246 187ZM251 183L254 184V186L253 185L252 186H253V189L256 190L252 194L253 196L256 197L255 203L251 202V204L257 205V202L260 200L261 203H260V206L258 208H260V210L263 211V215H262V213L258 215V213L260 212V211L258 212L256 210L258 208H255L254 206H250L249 201L246 198L247 197L246 196L247 188H248L247 193L249 192V187L252 188ZM258 183H260V184H258ZM167 184L169 185L168 187H166ZM65 185H67L68 187H66ZM174 185H175V187H174V194H173V191H171V189ZM3 186H4V184L0 183V187H3ZM170 186H171V188H170ZM187 186H188V189H187L186 183H185V186L183 185L182 187H185V189H187L186 192L188 194H190L189 193L190 190L192 191L194 188L197 189L195 186L194 187L192 186L191 188H189V185H187ZM206 186H208V187L206 188ZM176 187H177V189H176ZM233 187H235V188H233ZM24 189L25 188H23V190ZM68 189H70V191ZM80 189H81V191H80ZM234 189H235V191H234ZM253 189L251 192H253ZM240 190H241V192H240ZM78 191H80V192L78 193ZM72 192H74V194H72ZM194 192H195V190H194ZM257 193L259 196L257 195ZM152 194L154 196H157V197L154 198ZM171 194L174 197H172ZM74 195H76V197H74ZM205 195H206L207 201H210V204L206 203ZM213 195H214V193H213ZM70 196L73 197L74 200H73V198L71 199ZM92 196H95L96 198L95 197L93 198ZM101 196H103V197H101ZM135 196H136V198H135ZM147 196L150 197L151 199L153 197V199H154L153 204L157 207H161L159 209H162L160 211L159 209L156 208L157 209L156 211L159 210V212L164 213L165 218H166L164 221H167V223L170 222V224L163 222V223H160V225H159L157 223L156 225H154L155 228L153 227V225L150 226L151 223L147 224L148 221L145 220L146 215H143V214L146 212L148 207H150L151 209H154V207H151L150 201H146V200H148ZM217 196H218V198H217ZM228 196L234 200L233 201V203H235L234 207L237 208L238 211H239V209L244 210L246 208V211L250 212V215H251V213L254 214V218H255V213L257 214L256 219H255V221L257 220V222H254V224H258V227L260 229L259 232H260L261 236L258 233H257V236L255 235V233H256L255 230L257 228H254L255 226L253 227V223L251 224L250 222H248L247 219H246L245 223H243L244 221L242 220L241 217H239V219L235 220L236 216L238 214V212L236 213V210L234 212L235 216H233V217L231 216L230 212L232 209L234 210V207L232 206L231 210H230L229 206L227 208L225 207L227 201L226 202L222 201V200H224L223 198L228 199L227 198ZM238 196H239L240 202L238 201ZM119 197H120V200H119V204H120L119 207L120 208H117L116 204L118 205ZM12 198H11V200H12ZM88 198H89V200H88ZM104 198L106 199V202H105ZM130 198H131V200H130L131 202L129 201ZM245 198L247 199V201L245 200ZM135 199H136V201H140V202H136ZM212 199H215V201H212ZM252 199H253V197H252ZM44 200H45V198H44ZM125 200H126V204H125ZM160 200H161V198H160ZM173 200H172V204L174 205ZM186 200H189V197H187ZM122 201H123V203H122ZM242 201H244V203ZM245 201H246V203H245ZM253 201H254V199H253ZM134 202L137 204V207H135ZM141 202L143 203V207H142ZM189 202H191V201H189ZM211 202H213V204H211ZM223 202H224V204H223ZM230 202H231V200H230ZM5 203H7V204H5ZM127 203L130 204V206L128 205V207H127ZM131 203H133L134 206H132ZM203 203H204V205H202ZM233 203H231V204H233ZM140 204H141V208H140ZM184 204H186V203L184 202ZM227 204L231 205L229 203H227ZM46 205H47V207H46ZM58 205L59 206L61 205V208H64L65 210L64 209H63V211L60 210V212H58L59 210L56 211L57 209H59ZM108 205H110V206H108ZM146 205H147V207H146ZM200 205H202V206H200ZM258 205H259V202H258ZM95 206H96V208H93ZM122 206H124V208L127 207L126 208L128 210L127 216H125V214L122 213V211H123ZM144 206H145V209H144ZM88 207H89V209L91 208V210L95 209L94 211L93 210L91 211L92 213L94 212L91 217L88 214V211H90L88 209ZM252 207H253V209H252ZM262 207H263V209H262ZM54 208H55V210H54ZM129 208H131L132 210ZM167 208L169 209V211L167 210ZM115 209H118V210H115ZM137 209H138V211H137ZM176 209L178 210V212H175ZM193 209H196V210H193ZM154 211H155V209H154ZM56 212H57V215H56ZM91 212H89V213H91ZM108 212H106V213H108ZM167 212L170 213V215H168V217H166ZM195 212H196V214H195ZM242 212L243 211H240L239 213L242 214ZM199 213H201L202 217ZM19 214H20V217H18ZM53 214H55V215H53ZM138 214H140V215H138ZM194 214H195V216H194ZM241 214H238V215L241 216ZM190 215H191V217L192 216L193 217L191 218ZM243 215H244V212H243ZM6 216H8V217H6ZM246 216L244 215L243 219H245ZM258 216H261L260 218L263 222L259 219ZM200 217H201V219H200ZM234 217H235V219H234ZM247 217H248V219H252V221H254V218L252 216L249 217V214ZM257 217H258V219H257ZM116 218H118V220ZM171 218L173 219V221ZM208 218L209 219L213 218L211 220L212 226H213V222H215V219L217 218L216 221L217 220L218 221L216 222V226L214 225L215 227H212V226L210 227V224L202 225L201 231L203 230V233L205 232L207 234L206 235H205V233L199 234V236L196 233L194 234L193 231L194 230L198 231V229L201 227V224L204 223L203 220L205 221V219H208ZM237 218H238V216H237ZM25 220L28 224L25 222ZM90 220H92V221H90ZM111 220H112V222H111ZM113 220H116V221H114L115 223L113 222ZM142 220H143V222H142ZM137 221H138V223H137ZM155 222L156 221H154L152 223L155 224ZM211 222L209 220V223H211ZM220 222H221V224H220ZM116 223H117V226H116ZM123 223L124 222H122V224ZM190 223H191V225H190ZM207 223H208V221H207ZM217 223H218V227H217ZM239 223L241 225H239ZM71 224H72V226H71ZM145 224L147 226H145ZM204 224H206V222ZM224 224H225L224 229L226 230V232L224 231V229H222ZM249 224L255 230L253 229V231L251 232V236H248V240H245L247 238V235H245V238H244V234L242 235V230L243 229L247 230V228H248V230H250ZM120 225H121V223H120ZM158 225H159V227H158ZM24 226H25V228H24ZM184 226H183V228H184ZM194 226H195V228H194ZM3 227H4V229H3ZM123 227L126 228V223L123 224ZM174 227H176V226H174ZM196 227H198V228H196ZM226 227H228V228H226ZM230 227H231V229L233 227V230H231ZM17 228H18V230H17ZM19 228L21 230H19ZM26 228H27V232L25 231ZM71 228L73 229V233L75 231L74 238H73L74 245H73L72 255H70V257L69 256L68 257H62L60 254H58L57 250H58V247H59V244H60L62 238L65 236H68L70 234ZM190 228H192L194 230H191V232H189ZM10 229L12 231H10ZM154 229L155 230L159 229L160 232L157 230L155 231ZM166 229H167V232H166ZM176 229H178V227H176ZM228 229L230 230L231 233L228 231ZM2 230H3V232H2ZM142 230H144V233H142ZM161 231L163 234H161ZM174 231H176V230L173 229V231H171V232L173 233ZM176 233H177V231H176ZM198 233H199V231H198ZM244 233H245V231H244ZM162 235H163L162 240H164V241H160L159 237ZM249 235H250V233H249ZM139 236L142 237L140 240H139ZM151 236H154V237L157 236L156 240H154L153 242H151V240L149 241ZM173 236H175L174 240L177 239L174 242H173V238H172ZM178 236H179V234H178ZM137 237H138V239H137ZM218 237H219V234H218ZM157 239H158V241H157ZM167 239H168V241H171L173 243H170L169 245H168V243H167V245L166 244L163 245L162 243H164L165 240L167 242ZM184 240H185V237H184ZM176 241H177V244H175ZM210 241H211V239H210ZM159 242L163 246L159 247L158 246ZM190 242L188 240V243H190ZM212 242H215V241H212ZM212 242L210 243L211 246H212ZM231 242H233V243H231ZM261 242H262V244H261ZM216 244H219V242H217ZM227 244H228V246L238 245L239 248H238V246H237V248H235L236 246L233 248H228ZM101 245H103V244H101ZM241 245H242V247H241ZM6 246H7V248H6ZM9 246H13V247L15 246V248L18 247L17 250L21 248L22 252H20V255L18 253H14V252H7L6 249L12 251V249H10ZM98 246H100V245H98ZM152 246H154L155 248L154 247L152 248ZM197 246H199V245H197ZM213 246H214V244H213ZM224 246L226 247V250H223ZM23 248H24V250H23ZM172 248H176V250L173 251ZM177 248L178 249L181 248V249L177 251ZM204 249H205V247L203 248L202 253L204 252V254H205L207 252V250L206 249L204 250ZM190 250H191V253H193L191 255V253L189 252L190 256H194L192 258L195 259V261L193 260L195 264L196 263L199 264L198 262H200V264H202L201 258L203 259L204 263H206V264L210 263L206 260L207 256H209L208 252H207V255L201 254V258H199L200 255L198 257L199 252L197 250H194L192 252V246H191ZM211 250H213V247H211ZM170 251H173V253H175V255H173L172 252H171L172 254L169 255ZM195 251H196V254H195ZM89 252H88V254H89ZM186 252H188V250ZM13 254L16 256L15 260H14L15 256ZM4 255H7L8 257L6 256V258H2V257H4ZM87 255H86V257H87ZM86 257H85V259H86ZM182 257H184L183 254H182V256H180L179 259H182ZM211 257H212V255H211ZM219 257H220V259H219ZM189 258H191V257H189ZM197 258H199L200 260L199 259L197 260ZM85 259H84V261H85ZM175 259H177V257ZM208 260H209V257H208ZM210 260H212V259H210ZM173 261L174 260H172V263H173ZM174 262L177 263L178 261L176 260ZM83 264H84V262H83ZM178 264H180V262H178Z\"/></svg>","mask_w":264,"mask_h":264},{"label":"crops","instance_id":"crops-1","mask_svg":"<svg viewBox=\"0 0 264 264\" xmlns=\"http://www.w3.org/2000/svg\"><path fill=\"white\" fill-rule=\"evenodd\" d=\"M105 245H115V244H103V245L95 247L87 255V257H86V259L84 261V264H105V263L102 262L101 258L98 255V251H99L100 247L101 246L104 247Z\"/></svg>","mask_w":264,"mask_h":264}]
</instances>
